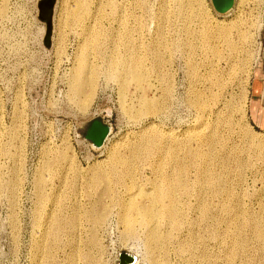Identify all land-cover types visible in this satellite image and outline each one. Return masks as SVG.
Returning <instances> with one entry per match:
<instances>
[{"label": "rangeland", "instance_id": "374dc122", "mask_svg": "<svg viewBox=\"0 0 264 264\" xmlns=\"http://www.w3.org/2000/svg\"><path fill=\"white\" fill-rule=\"evenodd\" d=\"M225 12L210 0H0V264H151L117 209L95 231L86 217L101 170L137 169L151 188L154 166L171 165L166 135L180 136L185 172L182 252L176 240L162 264H264V129L249 104L264 0Z\"/></svg>", "mask_w": 264, "mask_h": 264}, {"label": "bare ground", "instance_id": "6f19581e", "mask_svg": "<svg viewBox=\"0 0 264 264\" xmlns=\"http://www.w3.org/2000/svg\"><path fill=\"white\" fill-rule=\"evenodd\" d=\"M87 7V1L79 2L77 8H74L73 6V15L77 18H80L82 16L81 13L84 12ZM219 33L224 36L228 34L226 31H220ZM87 65L88 63L85 61V59L80 60V67H78L74 72V80L78 81V78H81L84 75L85 71L87 70ZM130 74L138 83H141V81H143L142 79L144 78V76L141 72H138L137 69L132 70L129 73V76ZM146 103L148 104V102ZM154 106V104H149L147 107H145L148 112L147 114L153 113V111L155 110ZM103 135L104 134H101L100 136H98V138L102 139ZM164 139L167 143H169L170 150L174 151L172 154H170L171 151L167 150L168 152L170 151L168 154L171 155L169 156L171 159H169V162L171 161V165L169 166L166 164V166H164L158 163L159 165L154 166L153 170L156 180L153 184H151V188L143 187V184L138 181L137 169L128 167L119 169L113 166L109 170H101V172L95 175V177L92 179V186L97 187L98 185H100V187H103L105 190L102 191L101 194H97L98 196L96 199L98 200L92 205L93 207L88 212V215L86 217L87 221L93 227L92 229H94L95 231L103 226L112 216L115 209H117L120 221L126 228V235L133 237L136 236L139 231H142L143 234H145L148 248V259L151 264H162L163 262H165L170 248L174 243H176V240H178L179 243L178 250L182 252V240H180V235L182 234V173H184L185 170L182 168V158L180 157V152H177V150H181L182 145L179 135H166L164 136ZM147 141L149 142V139ZM156 145H158L157 147H159L160 143ZM150 146H148V148L152 147ZM172 146L175 148H173ZM153 147L154 149H156L155 146ZM150 151H152V153ZM150 151V154H153V150ZM156 151L159 152L160 149ZM167 151H165L164 149V152ZM136 154L139 153L136 152ZM162 154L164 155V153ZM199 157L200 156L198 155V158ZM211 179L213 178L211 177ZM95 192H97V190ZM76 222H78V220ZM69 225L70 227L72 226L71 223ZM77 228L78 227H76L75 229ZM59 229H62V222H60L58 219L53 222L51 230L46 231L47 234L45 238H50L49 236L56 238L58 234L56 231ZM41 252L44 254L47 251L43 249ZM85 257L88 260V256L85 255ZM42 258H44V256ZM91 258L92 257L90 256V260L88 261L91 264H95V262L92 260L93 258ZM84 261L86 262L85 259ZM73 264L76 263L73 261Z\"/></svg>", "mask_w": 264, "mask_h": 264}, {"label": "crops", "instance_id": "0c3cea01", "mask_svg": "<svg viewBox=\"0 0 264 264\" xmlns=\"http://www.w3.org/2000/svg\"><path fill=\"white\" fill-rule=\"evenodd\" d=\"M251 89L250 118L254 126L264 129V74L255 77Z\"/></svg>", "mask_w": 264, "mask_h": 264}, {"label": "water", "instance_id": "95a60500", "mask_svg": "<svg viewBox=\"0 0 264 264\" xmlns=\"http://www.w3.org/2000/svg\"><path fill=\"white\" fill-rule=\"evenodd\" d=\"M233 1V2H232ZM214 4L216 5L217 7V10L219 11H226L225 13L229 12L233 5H234V0H213ZM231 2H232V6H231ZM89 136L87 137L88 139L92 140L91 138L93 139H96L95 135L93 134V132L89 133L88 134ZM101 140V139H100ZM93 141V140H92ZM94 142V141H93ZM101 145L102 141L99 142ZM100 147V146H99Z\"/></svg>", "mask_w": 264, "mask_h": 264}, {"label": "flooded vegetation", "instance_id": "af4514ba", "mask_svg": "<svg viewBox=\"0 0 264 264\" xmlns=\"http://www.w3.org/2000/svg\"><path fill=\"white\" fill-rule=\"evenodd\" d=\"M211 1V3H212V6L214 7V9L217 11V7H216V5L214 4V2H213V0H210ZM233 2V1H232ZM232 2H231V6H232ZM103 131V130H102ZM95 142V141H94Z\"/></svg>", "mask_w": 264, "mask_h": 264}]
</instances>
